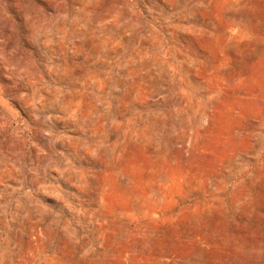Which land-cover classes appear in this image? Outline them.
<instances>
[{"label":"rangeland","instance_id":"1","mask_svg":"<svg viewBox=\"0 0 264 264\" xmlns=\"http://www.w3.org/2000/svg\"><path fill=\"white\" fill-rule=\"evenodd\" d=\"M0 264H264V0H0Z\"/></svg>","mask_w":264,"mask_h":264}]
</instances>
